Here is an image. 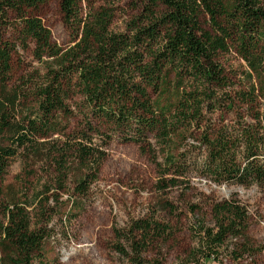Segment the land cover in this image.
I'll return each mask as SVG.
<instances>
[{
    "label": "trees",
    "instance_id": "trees-1",
    "mask_svg": "<svg viewBox=\"0 0 264 264\" xmlns=\"http://www.w3.org/2000/svg\"><path fill=\"white\" fill-rule=\"evenodd\" d=\"M50 1L71 30L66 45L35 13ZM82 1L0 0V264H48L46 184L24 200L4 184L25 152L77 196L114 139L148 157L158 192L196 178L264 187V0H137L121 29L112 27L118 0H85L84 14ZM206 205L192 209L193 244L175 261L254 256L245 205L234 195ZM175 232L169 220L132 217L111 227L109 245L121 264H165Z\"/></svg>",
    "mask_w": 264,
    "mask_h": 264
},
{
    "label": "rangeland",
    "instance_id": "rangeland-1",
    "mask_svg": "<svg viewBox=\"0 0 264 264\" xmlns=\"http://www.w3.org/2000/svg\"><path fill=\"white\" fill-rule=\"evenodd\" d=\"M87 1L79 2L82 14L87 11ZM117 6L112 27L121 29L124 22L138 12L139 4L137 0H118ZM35 13L49 28L57 44L66 45L72 39L57 2L50 1L38 7ZM24 60L30 61V56L24 55ZM106 153L97 179L83 196L58 189L47 163L36 160L29 152L10 161L4 184L11 187L21 200L31 199L33 192L43 189L46 184L42 204L46 215L42 226L47 231L43 252L48 264H121V259L110 249L111 227L123 226L130 218L143 215L169 220L174 226L175 237L169 241L165 264H178L176 256H182L184 250L193 244L188 232L194 206L207 210L209 200L231 195L248 210L249 235L258 250L254 256L229 264H264V187L217 185L196 178L187 189L177 187L158 192L154 188L153 166L134 143L114 139L108 144ZM65 186L68 190L73 183L67 180ZM165 200L173 206L171 213L169 209L161 208ZM39 207L38 202L32 205L34 223ZM206 222L210 223L208 217Z\"/></svg>",
    "mask_w": 264,
    "mask_h": 264
}]
</instances>
